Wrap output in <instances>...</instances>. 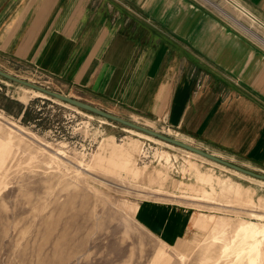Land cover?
Returning a JSON list of instances; mask_svg holds the SVG:
<instances>
[{"label": "crops", "instance_id": "1", "mask_svg": "<svg viewBox=\"0 0 264 264\" xmlns=\"http://www.w3.org/2000/svg\"><path fill=\"white\" fill-rule=\"evenodd\" d=\"M240 15L264 29V0H0V69L35 70L63 94L154 122L198 148L261 170L264 35ZM139 146L136 138L117 144L106 135L95 166L132 179ZM201 168L187 161L182 180L193 182L170 181L150 168L139 179L156 173L155 186L200 198L218 179ZM197 214L191 206L145 200L134 215L172 246L188 238Z\"/></svg>", "mask_w": 264, "mask_h": 264}, {"label": "rangeland", "instance_id": "2", "mask_svg": "<svg viewBox=\"0 0 264 264\" xmlns=\"http://www.w3.org/2000/svg\"><path fill=\"white\" fill-rule=\"evenodd\" d=\"M4 69L57 91L35 70ZM22 107L26 118L18 115ZM125 119L193 145L154 122ZM106 135L117 144L139 140L137 176L95 166ZM221 157L264 174V164L257 170ZM188 160L218 175L203 196L155 186L156 171L193 182L182 180ZM149 168L154 177L139 179ZM145 200L193 207L198 214L188 238L169 246L143 228L134 214ZM0 264H264V182L0 77Z\"/></svg>", "mask_w": 264, "mask_h": 264}, {"label": "water", "instance_id": "3", "mask_svg": "<svg viewBox=\"0 0 264 264\" xmlns=\"http://www.w3.org/2000/svg\"><path fill=\"white\" fill-rule=\"evenodd\" d=\"M0 77L4 78L6 80H9L11 82L20 84L22 86L40 91L43 94H45L51 98H55L61 102H65L69 105H72V106L77 107L81 110L90 112V113L95 114V115L102 117L104 119L116 122V123L123 125V126H126L128 128L135 129L137 131H140V132L148 134L152 137L158 138L162 141L170 143V144L177 146L179 148H182L184 150H188L190 152H193L199 156H202L208 160H211L213 162L221 164V165L228 167L230 169H233L235 171H238L244 175H247V176H250V177L264 181V174L263 173H258V172H255L253 170L244 168L240 165H237L233 162H230L229 160L221 158V157H219L213 153H210L204 149H201V148H198L196 146L182 142V141H180L174 137H171V136L164 134L162 132H158L152 128L146 127V126L139 124L135 121L128 120V119L122 118L120 116H117L115 114L104 111V110H102V109H100V108H98L92 104H89V103L81 101V100H77V99H75V98H73L67 94H63V93H60L58 91L51 90L47 87H43L41 85H37V84L31 83L29 81L20 79V78L13 76V75H11V74H9V73L1 70V69H0Z\"/></svg>", "mask_w": 264, "mask_h": 264}, {"label": "bare ground", "instance_id": "4", "mask_svg": "<svg viewBox=\"0 0 264 264\" xmlns=\"http://www.w3.org/2000/svg\"><path fill=\"white\" fill-rule=\"evenodd\" d=\"M210 4V3H209ZM214 4V3H213ZM216 5V4H215ZM219 8V7H218ZM222 11H220V13H221ZM233 21V20H232ZM235 21V20H234ZM233 21V22H234ZM248 30V29H247ZM251 31V30H250ZM252 35V34H251ZM254 35V34H253ZM257 37V36H256ZM260 38V37H259ZM258 38V39H259ZM261 41V40H260ZM263 43V42H262ZM264 45V44H263ZM25 87V86H24ZM30 89H32V88H30ZM32 90H34V89H32ZM34 91H36V92H38V93H40V94H42V95H44L45 97H49V96H47V95H45V94H43L42 92H40V91H37V90H34ZM55 99V98H54ZM65 103V102H64ZM72 106V105H71ZM77 108V107H76ZM128 128V127H127ZM130 129H132V128H130ZM133 130H135V129H133ZM137 131V130H136ZM138 132H140V131H138ZM141 133H143V132H141ZM145 134V133H144ZM146 135H148V134H146ZM148 136H150V135H148ZM152 137V136H151ZM153 138H155V137H153ZM156 139H158V138H156ZM158 140H160V139H158ZM160 141H162V140H160ZM163 142H165V141H163ZM165 143H167V142H165ZM168 144H170V143H168ZM172 145V144H171ZM174 146V145H173ZM177 147V146H176ZM179 148V147H178ZM182 149V148H181ZM184 150V149H183ZM185 151H187V152H190V151H188V150H185ZM190 153H193V152H190ZM193 154H195V153H193ZM197 155V154H196ZM202 157V156H201ZM211 161V160H210ZM216 163V162H215ZM221 165V164H220ZM228 168V167H227ZM233 170V169H232ZM238 172V171H237Z\"/></svg>", "mask_w": 264, "mask_h": 264}, {"label": "trees", "instance_id": "5", "mask_svg": "<svg viewBox=\"0 0 264 264\" xmlns=\"http://www.w3.org/2000/svg\"><path fill=\"white\" fill-rule=\"evenodd\" d=\"M21 113H22V118H26V116L28 115L26 107L25 108L22 107L18 115H20Z\"/></svg>", "mask_w": 264, "mask_h": 264}]
</instances>
